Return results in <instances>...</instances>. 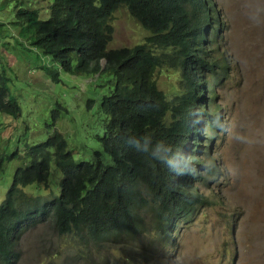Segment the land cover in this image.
<instances>
[{
  "label": "trees",
  "instance_id": "trees-1",
  "mask_svg": "<svg viewBox=\"0 0 264 264\" xmlns=\"http://www.w3.org/2000/svg\"><path fill=\"white\" fill-rule=\"evenodd\" d=\"M121 1L52 0L54 21L45 26L35 23V45L45 52L42 58L49 61V40L50 55L69 60L71 76L92 80L95 87L81 93L82 102L88 104L85 110L92 111L86 112L88 120L77 131L72 146L65 135L55 132L30 154L10 157V161L22 159L23 163L0 207L1 250L10 249L14 237L44 226L61 236L64 233L60 247L67 246L70 264L81 257L82 253L72 257L77 247L89 250L92 246L103 255L101 264H154L148 256L152 241L147 245L146 236L159 228L165 242L171 237L166 225L159 224L163 207L174 204L164 196L170 174L164 176L163 167L177 157L182 162L195 160L201 150L190 154L184 150L193 137L196 147L204 138L185 114L189 103L181 99L187 86L182 67L172 64L176 68L170 67L171 71L162 60L167 59L166 47L181 46L185 37L194 34L191 22L197 19L198 0H136L134 5L127 0L146 30L145 39L109 50L113 32L105 19ZM29 32L25 26L24 33ZM17 61L23 66L21 59ZM55 68L43 66L45 74L57 81ZM8 70L0 64V102L7 100L6 106L17 117L22 107L10 89L13 78ZM157 73L177 74L176 87L162 90ZM2 112L10 113L5 107ZM52 112L56 124L67 109L56 104ZM76 145L81 146L73 152ZM4 162L0 157V171ZM50 177H61L56 186H64L63 197L52 200V193L27 200L22 188L48 185ZM116 251L120 256L113 254ZM138 251L145 255L131 261ZM61 258L59 252L52 261L57 264ZM82 258L97 264L92 256Z\"/></svg>",
  "mask_w": 264,
  "mask_h": 264
},
{
  "label": "rangeland",
  "instance_id": "rangeland-1",
  "mask_svg": "<svg viewBox=\"0 0 264 264\" xmlns=\"http://www.w3.org/2000/svg\"><path fill=\"white\" fill-rule=\"evenodd\" d=\"M19 2L21 0H0V11L6 14V19L0 14V24H4L0 26V64L4 63L14 77L10 89L18 96L22 107L17 125L14 121L7 128L2 125L0 153L15 125L12 149L19 147L25 151L26 143L45 142L55 131L65 135L72 146L77 131L88 120L86 112L92 111L85 110L88 104L86 100L82 102L81 93L95 86L89 78L63 71H60L59 82H48L43 73L32 76L34 69L41 65L42 55L26 48L28 40L22 36L23 25L17 16ZM214 2L224 10L228 25L220 46L216 44V57L227 56L231 70L227 69L229 76H224L217 91V103L226 126L205 159L211 174L216 176L215 182L209 177L210 187L222 192L226 209L220 215L217 208L210 210L187 224V233L179 239L175 256L167 264H264V0ZM39 3L42 0H27L23 8H37ZM41 18L46 19L48 15ZM112 25L115 33L110 48L129 47L145 39L146 30L132 18L126 6L114 13ZM16 54L23 66L17 62ZM155 76L165 92L177 85V74L161 76L157 73ZM56 104H61L67 112L54 124L52 111ZM80 146H73V152H78ZM22 163V159L8 161L0 173V205ZM202 173L204 177L208 175V172ZM24 191L27 200L49 195L48 190L36 185L27 186ZM147 236L146 244L150 245L153 234ZM22 240L34 261L24 248L22 264H56L50 259L55 252L53 249L64 243L44 228L26 232ZM139 254L145 255L141 251L133 253L131 261ZM66 256L60 264H69Z\"/></svg>",
  "mask_w": 264,
  "mask_h": 264
},
{
  "label": "clouds",
  "instance_id": "clouds-1",
  "mask_svg": "<svg viewBox=\"0 0 264 264\" xmlns=\"http://www.w3.org/2000/svg\"><path fill=\"white\" fill-rule=\"evenodd\" d=\"M135 1L136 0L132 1L133 5L136 4ZM26 2L27 0H21V2H19L16 6V8L18 9L17 16L20 18L21 24L23 25L22 36L25 40H28V43L30 44V46H28V43H26V48L28 50L35 51L39 54V56L41 54L42 57H45V52L35 45V38L38 31V29L35 30V23H39L45 26L47 23L54 21V17H52V12H54V8L52 6L53 2L52 0H42V3H39L38 7L33 9L23 8V5ZM132 4L127 0L117 2L113 5L110 13L107 15L105 21L107 22L109 28L112 30L113 37L115 33L114 26L112 25L113 15L121 6H126L132 18L137 20L144 28L142 23L138 20L137 16L133 13V8L135 7ZM197 6V19L191 22V25L194 29V34L185 37L181 46L176 45L174 47L173 45H171L169 47H166L167 59L162 61L168 66V69L171 71H173V69H171L170 67L176 68L172 64H180V66L182 67V72L187 77V86L185 87L186 93L181 97V99H184L189 103L185 104V109H187V112L185 114L191 126H194V128L199 131V135L201 136V138H204V140L202 139L200 144L197 143L198 147H196L193 141L195 137H193L189 143L188 148L184 150L185 154H190L193 150H196V152L201 150L197 154V156L194 157L195 160L186 158L184 162H182V159H179V157H177L176 160L171 163H167V166L163 167L164 176L170 174L164 187V196L168 200L174 202V204L168 207H163L159 218V224L166 225V229L171 233V237L167 238L168 241L165 242V240L159 233L160 229H155L156 232L154 233L152 239V247L155 248H152L151 250L153 252H156L155 255L151 254V259H153L154 264H167L175 256L179 239L185 236L187 233V224H190L193 220L200 218L210 210L217 208L219 210L218 214L220 215L221 211L226 209L224 195L219 190L211 188V182H208L210 181L209 177H211V179L214 181L216 179V176L211 174L210 167L205 159V156L210 154L214 142L216 141L218 135L223 132L226 126L223 121V117L220 114V108L217 103V91L224 82V76H229L227 69L231 70V67L229 66V62L227 61V56L219 55L218 58L216 57V44L217 46H220L228 25L225 22L226 14L224 10L219 8L214 0H198ZM0 14L5 16L6 19V14L4 11H0ZM47 15L48 18H41V16ZM3 25L4 24H0V26ZM25 26L31 29V32L24 33ZM32 33H34V35L33 39L31 40ZM113 37L108 45L109 50L113 49L110 48ZM50 44L51 42L47 40L49 61L46 62V59L41 57V65L34 69L32 76H35V74L37 76H41L42 73L45 74L43 66H52L53 68L56 67L55 69L57 70L56 73H58V77L55 76V79L57 80L55 81L50 77V75L48 76L45 74L48 78V82H59L60 71L71 75L70 71L67 69V65L70 63V61L68 60L67 62H65L57 56H51L49 53ZM7 51L9 50L5 49V52ZM18 56L19 54H16V60ZM8 73H10L9 70ZM9 76H11V73ZM180 81H182V76H180V78L178 79V86H181L179 84ZM6 105L7 100H4L2 98V101L0 102V132L4 129L2 128V125L4 124L5 128L11 126L13 121L17 125L16 120L21 116L20 114L19 116L14 117V111ZM4 107L8 111H10V113H3L2 109ZM16 125L10 129L7 145L4 151L0 153V157H4L5 159L3 169L2 171H0V173L4 171L5 166L7 162L10 161L11 156H22L26 153L30 154L32 151L36 150V147L38 145L41 144L26 143L25 151H21L19 147H13L12 149L11 138L13 136L14 130L16 129ZM51 137L52 136H50L46 141H48ZM181 163L184 164L181 165ZM203 171L208 172V175L204 177L202 173ZM60 180L61 177H50L48 185H33L49 191V195L39 196L50 197L53 193V196H51L50 198L52 200H60L64 194V186H56V184L59 183ZM22 189L24 191V187ZM5 200L6 198L4 199V201ZM4 201L2 202V204L4 203ZM2 204L0 205V207L2 206ZM37 228L47 229L48 233L53 238L65 241V239L62 238L64 233L61 236L60 233H53V231H50L47 227L39 226ZM22 238L23 237H14L11 241L10 249H0V264H22V252L24 248L26 255H28L30 260L34 262L32 256L27 253L28 249ZM81 245L83 246L84 243H82ZM60 246L61 244L57 248L53 249L55 252L51 255V260L59 252L61 253L62 258L63 256L67 255V246ZM98 250L99 249L96 246H92L89 250L77 247L74 250L72 257L82 253L81 257H79L75 264H89L82 258V256L86 258H89L90 256H92V258L96 257V263L101 264L103 255H100ZM113 254L117 257L119 256L117 254V251ZM66 257H69L70 264L71 256L67 255ZM60 261L57 264H60ZM114 263L115 262L111 264Z\"/></svg>",
  "mask_w": 264,
  "mask_h": 264
}]
</instances>
